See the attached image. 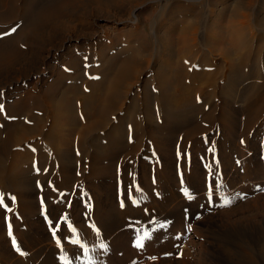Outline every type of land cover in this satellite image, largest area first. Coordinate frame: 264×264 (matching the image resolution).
Here are the masks:
<instances>
[{
	"label": "rangeland",
	"instance_id": "374dc122",
	"mask_svg": "<svg viewBox=\"0 0 264 264\" xmlns=\"http://www.w3.org/2000/svg\"><path fill=\"white\" fill-rule=\"evenodd\" d=\"M66 1L0 0V42H3L0 81L4 74L9 77L6 65L18 61L22 64L24 57L35 62V67L16 80L0 83V193L12 208L10 213L0 209V264H42L45 254L34 256L33 250H27L37 219L46 230V243L52 247L49 257L55 264H111L110 257L97 255L92 258L88 253L91 251L88 248L96 246L90 244V240L96 237L98 240L101 229V217L97 216L100 211L96 213L101 199L99 193L113 199L114 208L110 212L118 215L119 220L140 222L137 223L140 229L152 235L168 215L153 204L156 199H163L168 187L164 189L162 182L170 176L177 183L180 199L189 204L196 198L191 195L193 186L188 173L198 167L200 174L203 173L204 188L215 187L225 170L223 151L235 157V167L242 177H251L246 171L242 173L244 155L258 158L259 164L256 167L252 164L250 168L264 173V61L258 58L260 42L233 44L230 54L235 66L231 70L224 64L213 65L212 56L201 46L190 55L183 52V56L179 52L175 63L172 60L170 67L164 68L162 81L157 77L154 64L140 73V79L130 91L117 96L118 75L130 58L124 49V39L116 38L120 35L116 32L120 26L115 28L111 19L92 15L88 18L80 5L63 6ZM59 34L68 37L62 41ZM108 35L116 39H108ZM5 41L10 46L4 44ZM52 41L56 46L51 45ZM177 46L182 48V43ZM35 54H41V59ZM194 58L199 61L195 62ZM217 70L220 74L216 77L208 75ZM221 71L231 79H242L240 84L245 98L239 99L238 112H232L233 116L222 115L220 97L228 82ZM207 77L217 78V86L208 83ZM53 96L58 104L60 100L59 108L64 109L61 115V110L57 114L56 110H51L56 102ZM118 103L120 105L115 108ZM167 160L172 164L166 165ZM209 164L211 167H206ZM209 172L213 174L211 177ZM14 176L29 180L27 189L16 187ZM258 180L260 182H255L260 187L254 186L252 198L264 193V178ZM105 188L112 193L104 194L102 189ZM183 189L193 198L189 199ZM215 189L211 198L206 190L201 204L204 213L197 219L203 220L219 210V207L214 209ZM22 191L30 195L28 202L21 196ZM244 195H238L236 203L244 197L251 198ZM11 197H15L14 202ZM101 210L105 216V209ZM65 214L67 222L58 219ZM68 223L76 232L68 229ZM57 224V235L53 236L52 229ZM134 224H130L131 228ZM196 225V219L188 224L184 244L178 243L171 249L167 245L165 248L152 247L143 257L144 262L139 264L158 258H179L185 247L193 245V240L205 241L197 235ZM166 231L156 236L161 238ZM178 234L183 238V231ZM90 235L95 237L90 238ZM13 237L16 245L12 243ZM73 239H79L80 244H72ZM68 243L72 246L67 247ZM17 247L25 254L17 252ZM85 247L89 250L86 254ZM106 249L100 250L105 253ZM233 257L238 261L234 264L241 263L242 256L233 254ZM258 263L261 261L252 262Z\"/></svg>",
	"mask_w": 264,
	"mask_h": 264
},
{
	"label": "bare ground",
	"instance_id": "6f19581e",
	"mask_svg": "<svg viewBox=\"0 0 264 264\" xmlns=\"http://www.w3.org/2000/svg\"><path fill=\"white\" fill-rule=\"evenodd\" d=\"M158 3L159 7H156ZM74 5H80L83 8V12H86V14L83 13L84 16L88 18L89 15L99 16V18L111 19L112 22L115 23V28L120 26L116 30L120 35L115 33L117 35L116 38L124 39L126 45L124 49L128 51L130 58L125 62L120 75H118L116 84L117 96H120L123 92L125 95L128 90L130 91L131 87L140 79V73L142 74L146 69V71H148L154 64H156L155 70L157 77L162 81L163 74L165 73L164 68L167 67L168 69V66L170 67V62L176 59L175 56H177L179 52H181L183 56V52L190 55V53L193 54V52H195V48L199 49V46L212 56L211 61L213 65L217 64L220 66L224 64L223 66L225 68L231 70V67L234 68L235 66L233 64L235 62L233 61V56L230 54V52H232L231 49L234 48L233 44L235 46V43L239 42H260L258 58L260 57L259 59L264 61V0H67L63 6H72V8H74ZM34 28L41 31V29H38L39 27H37V25H34ZM39 35L42 39L43 31L42 35L41 33ZM59 35L62 41L68 37L67 35ZM107 38L116 39L113 35H108ZM53 41L51 45L56 46ZM2 43L3 42H0V46ZM179 43H182V48L177 46ZM4 44L10 46V43H7V41H5ZM179 49H181V51ZM158 51L159 53H157ZM35 55L40 56L41 59V54ZM199 58H194V61L198 62ZM23 59L24 61H22V64L18 61L13 65H6V67L9 68V70H7L9 71L7 74L9 77L4 74L5 77L0 83H10L11 80H16L18 76L25 74L30 68L35 67L33 59L31 60L29 57H24ZM218 71L219 70L213 72L214 74L208 72V75L216 77L217 74H220V71ZM16 73L18 74L14 76ZM221 75L226 79V82H228L227 88L222 90L220 97L222 102L220 105L222 115L233 116L231 114L232 112H238L237 105L239 99L245 98L244 91L241 89L242 84H240L242 79H231L230 75H226L223 72ZM165 78H168V76ZM205 80L212 86L215 84L217 86V78L215 79L216 81L214 79H212V81L208 77L205 78ZM117 96L115 98H118ZM55 98L53 96L54 101H56ZM58 102L61 104L60 100ZM52 103L49 102V104ZM53 104L54 105H51V110H56V114L58 110H61L59 111L61 115V112H64V109H61L63 107L60 106L59 108L57 101ZM119 105L118 103L115 108ZM108 123L109 122H107L105 126H107ZM230 135L231 133L227 134V137L229 138ZM222 157L224 161L223 165L225 166V170H223L224 174L219 177L220 179L219 182L216 183V186L214 185L216 189L213 187L215 189L214 196L216 197V206L214 209L219 207V210L210 213L211 215L204 219L202 218L203 220L197 219L199 215H203L204 213V206H201V204L202 200H204V196H206L207 190V188H204L205 184H203V173L202 175L200 174L198 167V169L194 168V170L189 172V176L185 174L189 177V182L191 181L193 186L191 195L196 198L189 204H187L183 198L180 199V196L176 192L177 183L171 180L170 172L168 174L170 177L168 176L169 178L162 182L164 189L168 187L167 190L164 191L163 199L160 201L156 199L153 204L161 212H168V215L165 216V222L163 224L162 222L158 224L157 230L153 232L154 234L152 233V235L144 233L143 229H140V225L137 224L140 222H130L125 219L122 221L119 220L118 215L110 212V210L114 208L113 199L104 197V195L102 196L103 193H99L101 199H99L100 197L97 198L99 199V206L96 207L97 210H95L96 213L100 211L97 216L101 217H99L101 219V229L98 240L96 237V239L94 238L93 240L89 239L90 242L87 241V243L89 242L98 247L101 243H104L107 245V249L104 253V251H102L103 249L100 250L96 246H93L92 249L87 247L91 250H88L89 256L93 258V256L105 255L106 257H110L111 264H139L142 261L144 262L145 259L143 260V257L147 255L149 250L151 251L152 247L156 248L161 245V247L165 248V245H167L169 249H171L178 243L184 244L188 234L187 226L191 221L196 219L197 235L199 237H204L205 241L193 240L192 246L188 248L184 246L185 252L183 256L179 258H169L168 255H166L168 258L159 259L157 256L158 260L153 262L148 260L149 262L145 264H214L216 262H218V264H234L238 261L235 260L237 258H234L233 254L240 257L242 256V258L239 259V262L242 264L245 262L247 264H252L253 261L258 262V260L261 261L260 264H264V193L262 191L253 198L250 196L254 193L252 190H255L254 186L257 185L256 182L259 181L258 179L264 178V173H262V171L261 173L258 172V174L256 168H250L252 164L255 167L259 164L257 161L258 158L255 156L249 157L248 155H244L241 161L244 166L242 173L246 171V174L251 175L250 178H245L249 176H245V174V177H242L243 174L241 176V173L234 164L235 157L231 156V153L223 151ZM254 158L255 160L252 161ZM169 164H172L171 161L166 162V165ZM144 167L146 166L143 165V168ZM251 180L254 181L252 182ZM28 183L29 180L27 179H23L19 176L13 177V184L16 187L18 186L21 190L23 188L27 189ZM257 186H259V184ZM109 188L102 189L104 194L110 195L112 193ZM241 193L251 198L244 197V200L236 203L237 197H239L238 195ZM21 196L28 199L27 202L29 201L28 197L30 195L27 192L22 191ZM226 199L231 201L227 206L224 203ZM101 208L105 209V216L102 214L103 212L101 213V211H103ZM133 223H135L134 227L132 226L133 228H131L130 224L133 225ZM144 223L142 222V224ZM161 225H164V227H160ZM33 226L34 236L30 241V245H27V250H33L34 252L32 255L34 256L45 254L42 264H55V261L49 257V252L52 250V247L50 244L46 243L47 237L44 226L38 219ZM145 228H147V226ZM163 231H166L164 236L158 238L156 235ZM179 231L184 232L183 238L179 236ZM193 233L196 232L193 231ZM89 237L91 238L92 236L90 235ZM140 237H144L143 247H138L136 243L137 239ZM168 239L170 240L169 243L161 244V242L167 241ZM70 244L68 243L67 247L72 246ZM224 244L228 245L224 248ZM193 246L196 247V250H194ZM254 254L258 255L260 258L255 257L256 255ZM17 257H19V255H16V258ZM14 258L15 256L12 259ZM12 259L8 262L10 263ZM87 264L91 263L89 262Z\"/></svg>",
	"mask_w": 264,
	"mask_h": 264
},
{
	"label": "snow or ice",
	"instance_id": "6c2138e0",
	"mask_svg": "<svg viewBox=\"0 0 264 264\" xmlns=\"http://www.w3.org/2000/svg\"><path fill=\"white\" fill-rule=\"evenodd\" d=\"M12 31L15 32V31H16V28H13ZM5 35H7V33H5ZM0 107H2V106H0ZM210 151H211V150H210ZM206 167H209V168H210L211 165H210V164H209V165H206ZM212 175H213V174H212L211 172H209V177H211ZM213 183H214V182H213ZM184 191H185V195H187L189 199H192V198H193L191 195L188 194L187 189H185ZM208 192H209V198H211V195H212V192H213V185H209V186H208ZM11 200L14 202V201H15V197H11ZM224 203L227 205V204H230L231 201L226 199V200L224 201ZM0 209H3V211L6 212V213H10V212H12V208L9 206L8 203L5 202V196H4L3 193H0ZM58 219H62V220H64V221H66V222L68 221V217H67L66 214H65L64 216H62V217H59ZM50 223H51V221H50ZM67 227H68V229H70L72 232H76V229L73 227V225H72L71 223H68V224H67ZM93 227H95V226L93 225ZM160 227H164V225H161ZM58 228H59V225H58V224H57L55 227H53V229H52V234H53V236H56V235H57V229H58ZM97 231H98V230H97ZM8 234H9L10 236L12 235L11 224L8 225ZM146 235H147V234H146ZM143 240H144V237H140V238L137 239L136 243H137V246H138V247H143ZM12 243H13V245H16L17 242H16L15 237H13V239H12ZM71 243L74 244V245H79V244H80V240H79V239H73V240L71 241ZM57 244H60V239H57ZM99 248H100V249H106V248H107V245L104 244V243H101V244L99 245ZM16 250H17V252H21L20 247H17ZM87 251H88V249H87V247H85V248H84V252H85V254L87 253ZM21 254L24 255L25 253L21 252ZM153 259H155V257H153Z\"/></svg>",
	"mask_w": 264,
	"mask_h": 264
}]
</instances>
